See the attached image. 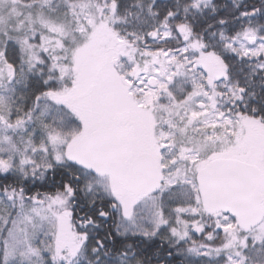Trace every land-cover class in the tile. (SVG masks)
Listing matches in <instances>:
<instances>
[{
    "label": "snow or ice",
    "instance_id": "obj_1",
    "mask_svg": "<svg viewBox=\"0 0 264 264\" xmlns=\"http://www.w3.org/2000/svg\"><path fill=\"white\" fill-rule=\"evenodd\" d=\"M0 264H264V0H0Z\"/></svg>",
    "mask_w": 264,
    "mask_h": 264
}]
</instances>
